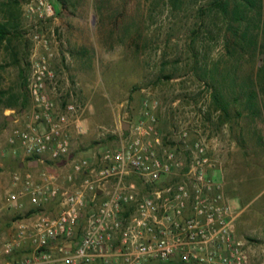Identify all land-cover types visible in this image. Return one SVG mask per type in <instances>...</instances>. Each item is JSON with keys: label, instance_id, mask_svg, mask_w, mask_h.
<instances>
[{"label": "rangeland", "instance_id": "374dc122", "mask_svg": "<svg viewBox=\"0 0 264 264\" xmlns=\"http://www.w3.org/2000/svg\"><path fill=\"white\" fill-rule=\"evenodd\" d=\"M47 1L50 15L38 0H0L10 29L0 46V249L37 211L8 201L13 173L39 168L9 139L32 115L28 77L44 58L57 107H79L69 159L94 162L116 146L123 121L136 124L150 111L183 163L196 144L204 147L211 177L237 214L236 234L249 243L252 264H264V0ZM29 252L24 246L0 261Z\"/></svg>", "mask_w": 264, "mask_h": 264}, {"label": "built area", "instance_id": "2783aa9c", "mask_svg": "<svg viewBox=\"0 0 264 264\" xmlns=\"http://www.w3.org/2000/svg\"><path fill=\"white\" fill-rule=\"evenodd\" d=\"M38 2V9L53 13L47 0ZM46 82L55 88V74L41 58L28 77L32 115L13 130L9 141L24 159L64 161L68 168L62 174L14 172L8 201L17 207L25 201L34 207L57 201L59 208L55 216L42 213L18 224L3 241L0 256L12 257L24 246L30 252L3 264H95L97 259L100 264L150 259L252 264V249L236 234L237 214L211 177L203 146L196 144L191 161L183 163L175 148L164 145L155 115L146 110L145 119L130 124L116 146L94 162L69 159V130L78 125L79 107L68 102L58 108ZM173 175L175 179L157 186ZM136 179L146 190L138 188ZM79 226L80 238L73 242Z\"/></svg>", "mask_w": 264, "mask_h": 264}, {"label": "crops", "instance_id": "0c3cea01", "mask_svg": "<svg viewBox=\"0 0 264 264\" xmlns=\"http://www.w3.org/2000/svg\"><path fill=\"white\" fill-rule=\"evenodd\" d=\"M72 150L73 149H71V147H70V154H71ZM70 154H69V156H70ZM27 162L28 163L35 162V163L38 164L39 168H37V171L36 170L33 171L34 174L39 173V171H41V170L53 171V170H55L57 168V169H59L61 171H65L68 168V166L66 164H64L62 167L58 168L55 165L53 166V163L52 162H40V161H34V160H28ZM57 162L59 164L60 162H63V161H57ZM87 203H88V205L90 207V205L92 204V201L89 199ZM53 205H54V208L52 209ZM34 208L35 209L37 208V211L36 212H33L26 219H32V218H34L37 215L42 214V213H45V214L50 215V216H55L57 214V212H58L59 205H58V202L57 201H51L49 203H46L44 205H41V206H38V207H34ZM25 221H27V220H25ZM76 234H78V237L76 239V241H77L80 238V235H81L80 226L78 227ZM95 264H100V260L97 259L95 261Z\"/></svg>", "mask_w": 264, "mask_h": 264}, {"label": "trees", "instance_id": "16d2710c", "mask_svg": "<svg viewBox=\"0 0 264 264\" xmlns=\"http://www.w3.org/2000/svg\"><path fill=\"white\" fill-rule=\"evenodd\" d=\"M9 24L7 21H0V46L2 45L3 41L9 38ZM28 161L29 158H26Z\"/></svg>", "mask_w": 264, "mask_h": 264}, {"label": "water", "instance_id": "95a60500", "mask_svg": "<svg viewBox=\"0 0 264 264\" xmlns=\"http://www.w3.org/2000/svg\"><path fill=\"white\" fill-rule=\"evenodd\" d=\"M7 118H11V117H7ZM129 126H130V123L129 122H125V121H123L122 123H121V128H122V130H128L129 129Z\"/></svg>", "mask_w": 264, "mask_h": 264}]
</instances>
